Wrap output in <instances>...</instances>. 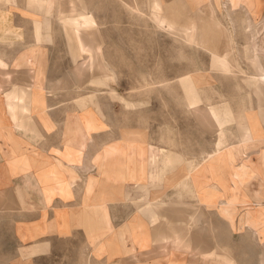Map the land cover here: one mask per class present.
<instances>
[{
  "label": "rangeland",
  "instance_id": "374dc122",
  "mask_svg": "<svg viewBox=\"0 0 264 264\" xmlns=\"http://www.w3.org/2000/svg\"><path fill=\"white\" fill-rule=\"evenodd\" d=\"M74 1L79 3L77 11L79 8L80 11L74 12L67 7V1L63 2L61 10L66 22L73 21L70 24L75 27L74 39H77V43L79 35L76 32L79 28L85 29L82 32L87 36L84 50L77 43L76 46L70 43L54 14L49 16V30L36 34L39 36L36 38L32 15H22L19 9H11L7 4L0 3V10L4 13L8 11L10 16L0 24V57L7 67L21 69L14 66V60L26 49L40 45L45 50L42 78L44 106L56 128L46 132L41 140L45 139L48 144L57 143L61 149L63 128V137H87L92 130L103 128V115L99 113V107L105 116L108 129L94 133L83 154V168L73 190L72 205L81 206L82 186L90 175L87 171L88 160L101 149L104 142L112 138L143 139L149 143L154 156L159 153H163V158L173 155L175 165L180 162L179 156L185 162H202L207 154H212L217 127L209 117H214L205 104L189 107L188 94L198 95L200 89L213 104L220 105V101H224L229 105L233 123L224 130L229 142L251 140L243 105L250 104L257 110L259 98L263 107L261 128L264 129V80H260L262 95L247 84V80L257 74L256 65L264 71V0H242L234 7L230 4L231 0H220L223 5L221 9L214 0ZM236 10L244 14L235 13ZM254 24L255 34L252 32ZM9 26L13 27V39L2 36ZM250 45H256L252 54L258 56L257 59H247L245 48ZM87 47L91 50L87 51ZM91 52L97 54L90 57ZM74 61L78 66H75L73 75ZM28 73L32 80L34 72L30 70ZM36 85L41 87L42 83L36 82ZM31 90H34L33 86ZM3 91L0 90L1 99L7 93ZM10 102L17 104L15 99ZM136 103L141 106L130 110L125 108L135 107ZM77 109H80L79 113ZM42 117H45V122ZM41 120L44 126L48 123L46 115H41ZM38 140L34 138L33 143ZM24 146L31 148L34 145L28 142ZM167 148L174 149L177 155ZM51 149L54 148H50V152ZM256 152L247 153L254 157ZM90 172L94 174L93 170ZM52 179L54 185L45 195L49 198L48 205L54 197H63L65 188L64 183L56 180V176ZM125 187L130 191V198L121 202L126 203L123 206L128 208L130 218L138 212L141 204L137 203L143 196L135 191L132 183H126ZM162 189L161 184L147 188L149 191ZM259 190L263 192L262 186ZM10 196L5 192L0 198L11 210L0 211L1 223L4 224L0 226L2 234L7 233L3 229L9 228L3 222L7 220L4 218H24L23 200L15 205L12 199H8ZM162 196L163 200H171L173 190H163ZM183 202L188 208L199 212L198 224L201 221L209 226V233H217L219 243L225 250L230 249L227 254L236 264H260L264 247L251 229L235 222V228L229 227L230 234L226 223L218 218L215 211L201 206L195 197L184 198ZM112 207V213H118L115 209L117 205ZM258 208L264 215V204L261 203ZM57 212L52 211L48 217H55L54 213ZM34 215L33 210V218ZM78 233H83L81 228ZM7 243L12 247L10 241H5L0 242V248L4 249ZM98 258L91 264H101L102 259ZM76 260H79V264H85L83 257Z\"/></svg>",
  "mask_w": 264,
  "mask_h": 264
},
{
  "label": "crops",
  "instance_id": "0c3cea01",
  "mask_svg": "<svg viewBox=\"0 0 264 264\" xmlns=\"http://www.w3.org/2000/svg\"><path fill=\"white\" fill-rule=\"evenodd\" d=\"M65 1L74 12L80 11V8L77 11L79 3L74 0H0V3L19 9L22 15H32L36 38L39 37L36 34L49 30V16L54 14L61 22L66 38L76 46L75 27L70 24L73 21L66 22L61 10ZM234 12L243 13L239 10ZM8 14V11L4 13L0 10V24L3 19H10ZM11 29L13 27L9 26L7 31L2 32L5 39H13L14 31ZM84 31V28H79L76 32L79 47L81 40L86 43L87 36L82 34ZM14 61V66L21 69H9L0 57V90L7 92L0 98V198L7 192V195H12L8 199H12L15 205L23 200L24 218H4L7 220L3 222L9 228L3 229L6 234L0 232V242L10 241L12 247L7 243L4 249L0 248V264H79L78 257H83L85 264H91L95 263L97 256L102 259L101 264H129L128 261L130 264H229L224 263V258L236 264L227 254L230 249L225 250L219 243L217 233H209V226L201 221L198 224L199 212L188 208L183 199L195 197L201 206L214 210L218 218L226 223L230 234V228H235L236 223L240 226L239 217L244 211L254 208L260 213L258 207L264 204L262 105L257 110H244L255 143L248 148L239 140L231 143L226 137L229 147L222 155L187 175V195L177 187L181 180L176 173L186 163L181 156L178 155V165H175L173 155L168 158H163V153L154 156L149 143L138 137L112 138L104 142L88 160L90 175L82 186L79 207L72 205V200L80 169L83 168V154L92 135L108 129L105 116L99 107L103 128L92 130L90 136L66 138L63 137V128L61 149L57 143H45V139L41 138L56 128L44 106L42 78L45 50L40 45L31 47ZM74 63L73 75L78 66ZM30 70L34 72L32 80L28 73ZM35 82L42 83L41 89H35ZM32 86L34 90H31ZM34 96L42 98L43 105L33 104ZM188 98L189 107L205 104L199 91L198 95L188 94ZM11 99L17 100V104L13 105ZM220 103L207 107L214 117L209 118L215 123L217 131H224L233 119L229 105L224 101ZM140 106L136 103L135 107L125 108L130 110ZM77 110L79 113L80 109ZM37 115H46L48 123L43 126ZM42 118L45 122V117ZM22 138L34 146L27 148ZM34 138L40 140L33 143ZM50 148L54 149L50 152ZM166 150L175 153L172 148ZM253 151H257L254 157L247 153ZM92 170L94 174L90 172ZM50 171L56 174L53 175L56 180L64 183L65 188L63 197H54L48 205L49 198L45 195L54 185ZM128 182L143 196L137 203L141 204L138 212L130 218L128 208L123 206L126 203L121 202L130 198V191L125 187ZM160 184L162 190H147ZM261 186L263 192L259 190ZM165 189L173 190L171 200H163L162 191ZM15 198L18 199L14 201ZM6 205L0 201V211H11ZM113 205H117L115 209L118 213H112ZM228 209L234 214L225 217L222 211ZM55 210L58 215L54 213L55 217H48ZM229 219H232L233 225ZM1 225L4 224L0 219ZM80 228L83 233H78Z\"/></svg>",
  "mask_w": 264,
  "mask_h": 264
},
{
  "label": "bare ground",
  "instance_id": "6f19581e",
  "mask_svg": "<svg viewBox=\"0 0 264 264\" xmlns=\"http://www.w3.org/2000/svg\"><path fill=\"white\" fill-rule=\"evenodd\" d=\"M214 1H215V4H216V6L218 8L220 7V9H221L223 7V5L221 6V1L220 0H214ZM240 2H243V1L242 0H236V1L235 0H231L230 4L234 7L236 3H240ZM248 2H249V0H248ZM255 26L256 25L254 24V30L252 28V32H254V34H255ZM262 35L264 36V21H263ZM80 47L83 48V50L86 47L85 42L82 41V40L80 42ZM255 49H256V45H250L248 48H245V55H246L247 59H249V58L257 59L258 58V56H255L254 54H252V53L255 52ZM90 50H91V48L87 47V51H90ZM96 54H97L96 52L95 53L91 52V55H89V56L91 57V56L96 55ZM256 68H257V74L254 75V73H253L252 75H254V76L251 77V79L247 80V84L249 85L250 88H252L253 91H255L256 93L261 95L262 86H261L260 80H264V71H262L259 68L258 65H256ZM193 80H195V79L193 78ZM35 87H36V89H41L40 86H39V88H37L36 82H35ZM199 92H200V95H201V98H202L203 102L206 105H213V103L211 102V99L209 98V96L206 95L204 90L200 89ZM42 103H43V99L42 98L34 96L33 104H38V105L41 104L42 105ZM260 105H262V104H261V101H260V98H259V106ZM247 109L252 110V107L250 106V104H248V105L244 104L243 105V111L247 110ZM37 116L39 117L40 121L43 123V121L41 120V115H37ZM245 118H246V116H245ZM246 122H247V125H248V129H249V134L251 136V140H249V141H240L239 140V142L244 147H248L249 148L255 142H254V137H253V130L250 127V125L248 124L247 118H246ZM43 126H44V124H43ZM216 135H217V138H216V143H215V149H214V152L212 154H208L206 156L205 160L202 161V162L197 161V160H191L189 162H186L184 165H182L180 167V169L178 170L179 172L176 173L177 178H179L181 180V184L177 185V187L179 189H181V191H183V194L187 195V178H188L187 175L189 173H191L192 171L197 170L198 168H200L202 166V164L208 165L210 160L215 159L214 157L222 155L228 149L229 144H228L225 132L222 129H220V130H218L216 132ZM43 198H44V201H45L44 195H43ZM222 214L225 217H227L228 215H233L234 212L231 211L230 209H228V210L222 211ZM228 218H230V217H228ZM229 220H230L229 222L231 223V225H233L232 219H229ZM239 224L241 226L246 225L249 229H251V231L262 241V244H263V247H264V216L262 214H260L257 209L250 208L247 211H244L243 214L239 217ZM223 261H225V262H227L229 264L232 263L231 260L229 261L227 259H224ZM260 264H264V251H263V255H262V259H261Z\"/></svg>",
  "mask_w": 264,
  "mask_h": 264
}]
</instances>
